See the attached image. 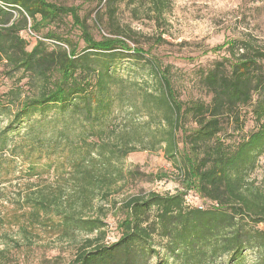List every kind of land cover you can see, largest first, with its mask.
I'll use <instances>...</instances> for the list:
<instances>
[{
	"label": "trees",
	"instance_id": "obj_1",
	"mask_svg": "<svg viewBox=\"0 0 264 264\" xmlns=\"http://www.w3.org/2000/svg\"><path fill=\"white\" fill-rule=\"evenodd\" d=\"M124 4L159 29L171 9V0H105L97 21L108 36L98 40L79 7L0 0V71L17 82L0 94V116L11 117L0 130V174L10 161L30 162L34 176L44 161L70 165L54 191L24 199L34 213L55 211L65 236L88 235L69 264H246L251 252L254 264H264V189L251 180L264 156V47L228 39L205 51L217 56L199 70L209 101L182 98L172 69L149 59L142 69L154 80L151 89L117 70L126 58L145 60L143 48L131 52L136 32L120 23ZM122 113L158 123L161 131L149 138L181 190L127 198L118 208L119 237L107 242L102 216L85 212L126 179L129 154L148 150L149 138L135 125L118 133Z\"/></svg>",
	"mask_w": 264,
	"mask_h": 264
},
{
	"label": "rangeland",
	"instance_id": "obj_2",
	"mask_svg": "<svg viewBox=\"0 0 264 264\" xmlns=\"http://www.w3.org/2000/svg\"><path fill=\"white\" fill-rule=\"evenodd\" d=\"M50 1L79 7L93 36L98 40L108 36L97 21V15L104 9L105 0L103 3L100 0ZM119 20L122 25L128 24L136 32L133 42H129L131 52L143 48L145 60L138 63L135 57H131L119 61L116 64L118 73L142 85L146 86L147 83L152 89L154 80L142 69V65L150 59L163 68L169 66L179 94L184 99H210L198 84L199 70L211 66L217 59L215 55L205 54L208 49L228 39H246L264 47V0H171L166 24L161 29L144 14L135 15L131 6L124 4ZM62 33L69 34V31L67 29ZM160 36L166 42L163 45L156 44ZM27 38L31 39L30 35ZM83 47L81 43L80 49ZM1 72L0 94H3L17 87V82L14 84ZM132 119V116L120 114L116 119L118 133L128 130L132 124L147 138L151 132L157 134L161 131L158 123L148 125L147 117L137 115ZM10 120L9 115H1L0 130ZM146 126H150V131L145 129ZM251 126V123L248 124L247 129ZM229 133L233 134V131L230 129ZM152 142L153 138H145L148 150L138 149L129 154L122 164L127 173L126 179L114 187L107 199L99 196L93 204V210L85 212L89 216H102L108 226L107 242H114L119 237L116 229L118 208L127 198L143 192L174 194L181 190L171 163L165 159L158 144L153 145ZM46 162L36 165L38 176L32 175L30 162L21 160L16 163L10 161L0 174V260L3 264H69L78 244L88 237L85 232L65 236L64 229L60 227V217L55 211L34 213L24 202L26 196L39 190L54 191L64 183L63 180L71 170L70 165L63 161L56 164ZM164 171L170 173L169 177L159 180L158 175ZM130 173L133 175L130 176ZM251 180L264 189V156L259 159ZM100 208L105 210L104 214L99 212ZM259 228L264 230V224H260ZM254 260L255 255L248 253L246 264H254ZM226 261L224 258L219 264H227Z\"/></svg>",
	"mask_w": 264,
	"mask_h": 264
}]
</instances>
